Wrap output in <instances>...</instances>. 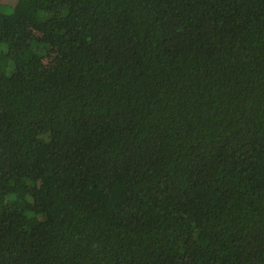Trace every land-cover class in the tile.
I'll return each mask as SVG.
<instances>
[{
	"label": "trees",
	"instance_id": "obj_1",
	"mask_svg": "<svg viewBox=\"0 0 264 264\" xmlns=\"http://www.w3.org/2000/svg\"><path fill=\"white\" fill-rule=\"evenodd\" d=\"M16 2L0 264H264V0Z\"/></svg>",
	"mask_w": 264,
	"mask_h": 264
},
{
	"label": "rangeland",
	"instance_id": "obj_2",
	"mask_svg": "<svg viewBox=\"0 0 264 264\" xmlns=\"http://www.w3.org/2000/svg\"><path fill=\"white\" fill-rule=\"evenodd\" d=\"M0 2L2 3L1 8L4 10V12L13 11V9L16 7V5H18L16 0H0ZM15 3H16V5H15Z\"/></svg>",
	"mask_w": 264,
	"mask_h": 264
}]
</instances>
